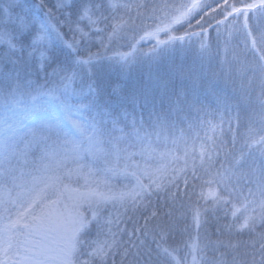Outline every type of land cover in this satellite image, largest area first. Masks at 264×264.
<instances>
[{
  "label": "snow or ice",
  "instance_id": "obj_1",
  "mask_svg": "<svg viewBox=\"0 0 264 264\" xmlns=\"http://www.w3.org/2000/svg\"><path fill=\"white\" fill-rule=\"evenodd\" d=\"M223 5L225 19L234 14L243 15L245 28L250 12L257 9L264 12V0H252L240 7L223 0ZM199 6V0H194L190 6H181L177 14L163 22L156 31L167 32L171 23H179ZM17 7L15 0H9L8 7L0 10V23H13L14 31L22 38L30 31V25L23 15L13 21L12 14ZM67 7H72V0ZM104 7L103 0H97L91 6L81 5L75 14L95 26L108 20L100 12ZM107 7L117 13L124 9L128 14L127 20L113 15L112 19L117 22L110 26L108 40L112 41L132 25L131 5L109 0ZM93 9L100 12L96 19H93ZM72 14L69 12V16ZM49 28L55 31L54 26L41 24L40 32L33 37L29 47L42 43ZM96 31L102 29L96 28ZM56 35L59 37L60 33L56 32ZM149 35L152 34L145 33L141 39ZM248 35L252 37L250 30ZM183 39V36L170 37L171 41ZM6 42L12 53L18 50L15 37ZM101 43L107 47L103 41ZM137 43L130 44L128 52H117L114 59L125 67L134 62ZM167 43L157 40L153 50L145 55L152 63L159 64ZM251 45L260 53L257 65L247 71L252 77L251 82L258 80L259 83L261 127L249 129L244 147L231 159H228L230 154L224 160L219 159L220 153L214 145L202 143L198 153L193 148L192 177L201 181L198 203L191 209L196 234L185 244L188 253L183 259L178 258L177 249L156 242L157 257H164L169 264H188V256L191 264H264V49H257L255 38L251 39ZM67 47L74 48V45L68 44ZM19 50L23 51V47ZM40 56L44 64L56 60L54 52L41 51ZM94 59L99 58L89 56L76 62L89 67L85 71L86 79L82 81L81 96L75 103L66 85L33 90L30 82L22 81L20 72L27 70L26 62L17 66V61L9 57L14 65L13 71L0 74V264H108L110 259L115 264L113 258L116 254L121 255V264L124 261L153 264V250L146 239L138 236V243L130 240L129 246H123L117 240L118 231L114 232L111 227L118 223V218H104L100 211L109 203L138 207L153 192L164 190L165 181L173 183L179 174H185L187 186V147L182 156L171 152L159 154L162 159L171 160L170 176L166 175L168 166L151 171L142 167L134 157L156 151L153 137L157 141L171 139L174 145L177 144L172 135L176 123L182 122L193 111H201L208 96L217 103H227L224 90L217 86V82L195 68L174 69L169 75L149 71L144 81L105 93L102 70L93 63ZM56 74L57 70L53 69V75ZM69 79L62 76L61 82ZM176 80L181 82L179 86L175 84ZM242 103L238 102L237 106ZM25 121L34 125L28 134L34 141L45 144L47 151L30 165L26 160L28 167L21 169L13 164L17 158L13 142L19 126ZM117 125H123L119 129L122 134L126 129L130 130L133 143L121 146L124 136H113ZM136 141H139L138 150ZM84 151L91 157L88 161L83 158ZM69 158L77 165L74 170L65 168V161ZM181 161L182 166L177 167ZM197 161L203 169V176L197 174ZM98 172L122 176L129 184L123 191L114 193L103 190L99 182L91 187L86 184L83 191L71 189L66 183L73 173L93 177ZM238 190L240 194L234 199L233 194ZM69 192H75L71 205L67 203ZM199 201L205 205L223 206L231 215L232 223L223 229L218 228L214 239L207 235L201 240L200 229L206 223L204 212L207 209L202 210ZM85 205L90 215L80 211ZM93 223L96 226L94 238L90 232ZM141 235L146 238L148 232L143 230ZM159 237L160 241L166 240L165 229H160ZM153 240L155 242V237Z\"/></svg>",
  "mask_w": 264,
  "mask_h": 264
},
{
  "label": "rangeland",
  "instance_id": "obj_2",
  "mask_svg": "<svg viewBox=\"0 0 264 264\" xmlns=\"http://www.w3.org/2000/svg\"><path fill=\"white\" fill-rule=\"evenodd\" d=\"M38 1L44 3V0ZM54 1L59 7H61V5H67L69 2V0ZM129 1H132L136 6V11L131 16L133 23L117 38L110 41L109 45L105 44L108 29L110 34V26L117 22L114 21L112 17L113 15H118L127 20L128 15L124 9H120L117 13L115 10L107 7L109 0H103L105 7L100 9V12H102L105 17H108V20L101 21L99 24L93 26L88 19H80V17L76 14L73 17L68 18L69 22H71H68L69 30L71 29L72 33L75 34L78 43L80 40L82 41L80 42L82 44V52L103 60L108 56L115 55L117 52L129 50L128 46L134 41L156 40L158 35L161 39L160 36L162 34L165 36L166 40L170 39L173 34H176L177 37L183 36L184 39L182 41H171L168 44V47H166L162 57L160 58L159 64L152 63L145 55L153 50V48L148 46V43L146 42V45L144 46H142L143 44L140 42V49H138L137 46L138 51L136 53V57L137 59L147 58L145 68L146 73L152 71L160 75H169L174 69L180 70L195 68L199 72L207 73V77L209 79L215 80L217 82V86L224 90V95L227 98V118L232 131L231 136L228 139H225L227 131L222 128V138L220 140H216L215 148L219 151V159L221 160H224L227 154H230L228 155V159H231L232 156L238 155L248 139L249 129H259L261 127L259 121V113L261 111V91L258 80L251 82L252 77L248 74L247 70L248 68L257 65L260 54L258 51L253 50L251 39H256L257 49H264V12H261L259 9L255 12H251L248 16V27L245 28L243 15L236 16L234 14L233 16H229L225 19L226 12L223 0H199L201 6L194 8L190 14L194 15V17H198L202 12H204V10H206V8L212 6L213 9L216 10L214 15L209 19H203L200 17V20H195V24L191 26L185 25L186 16L179 23H171L169 25V29H172L168 33V31L157 32L156 30L163 22L171 20V18L177 14V9L181 8V6H190L194 0ZM96 2L97 0H83L81 5L91 6ZM120 2L126 4L128 0H120ZM251 2L252 0H229V4L234 3L238 7ZM81 5L78 8H80ZM228 10L230 11V9ZM93 11L95 12V9H93ZM100 12H95L93 19H96L100 15ZM210 20H215L218 24H214V28L210 33H208L206 27H208ZM41 24L46 25L44 22L39 21L38 24L35 25L37 31L36 34L40 32ZM96 28H100L102 31L98 32L96 31ZM249 30L252 33V37L248 35ZM82 33L84 35H82ZM145 33H151L152 35L141 39V37L145 36ZM49 36L50 34L48 31L44 34V40L42 43L35 45L41 69L50 63L44 64L40 56V52L43 51L41 47L44 46ZM6 41L7 39L0 38V47L5 46L9 48ZM102 41L105 45H107V47L102 46ZM17 49V55H20L22 51L19 50L20 48ZM164 61L170 63V68L167 70H162L161 68ZM133 63L134 62L126 66V69H122L123 75H127L128 72L131 71L130 68L133 67ZM142 63L143 61H140L138 68L142 67ZM123 77L124 76H122V81ZM135 82H138L137 79L133 81V83ZM180 83L181 82L179 80L175 81L177 86H179ZM122 87L126 88L124 85H122ZM240 101L243 103L240 107H238L237 105ZM238 116L239 120H237ZM19 127L20 130L16 134V138L13 142L14 149L17 153V158L13 160V164H15L18 168L24 169L27 168L31 162L38 161L44 152L47 151V148L45 144L34 141L31 135L28 134L29 130L33 128L34 125L25 121ZM172 135L176 138L174 130H172ZM182 144V149L184 150L185 147H187L189 151V168L186 173L188 180L187 186H185L184 183L185 174H179V179L177 180L176 185L172 188L168 187V189L163 192L161 204L164 211L160 218H156L153 223L148 224L154 229L150 227L146 228L148 236L149 231L151 230H155L159 234L161 228L165 229L167 232L166 238L170 242L168 247L177 249V256L180 255L179 249L182 247L185 249V244L189 241L190 237L194 236L191 209L198 203L197 193L199 192L201 186V181L194 180L192 177L191 165L193 148H195L198 153L201 144H197L194 147H191L190 142H182ZM85 149H87V142H85ZM82 155L85 161H88L91 158L87 151H84ZM256 155L258 157L259 154L257 153ZM26 160L28 165L25 164ZM206 166L207 165H205V167ZM76 167V163H74L71 158L65 161L66 169L74 170ZM196 171L198 175H204L199 161L196 162ZM72 176L83 179L91 186H93L96 182H99L101 187L108 190L113 188L111 178L104 172H98L93 177L76 175L75 173H73ZM241 187L243 188V186ZM69 188L76 189L73 186H69ZM243 191L244 194L247 195V189L244 188ZM239 194L238 190L233 194V198L235 199L239 196ZM3 195L6 197L7 193L5 192ZM74 196L75 192L67 193V203L71 205L74 202L72 199ZM199 206L203 210L205 206L204 202L199 201ZM86 207V205L81 207L80 211L84 212L86 215H90V212L86 211ZM150 215L151 218L155 217L152 213H150ZM186 216L189 217V224L180 225L179 219L185 218ZM142 217V215H139L137 220ZM181 226L186 227L185 230L181 229ZM203 231L204 227L201 228V232ZM203 234L205 235V233ZM154 257H157L156 250L153 251V264H169V262L162 256L157 257L156 259H154ZM188 264H191V258L188 259Z\"/></svg>",
  "mask_w": 264,
  "mask_h": 264
},
{
  "label": "trees",
  "instance_id": "obj_3",
  "mask_svg": "<svg viewBox=\"0 0 264 264\" xmlns=\"http://www.w3.org/2000/svg\"><path fill=\"white\" fill-rule=\"evenodd\" d=\"M82 1L83 0H72V7L69 8L67 7L68 4L64 7H59L54 0H44V3H41L38 0H15L19 7L13 11L12 19L15 22L18 15L25 16L29 22L30 31L21 38L19 33L14 31L15 25L13 23H0V38H5L8 41L15 37L17 48H21V46L23 47V51L20 55H17V52L12 53L10 49L5 46L0 47V57H2V59H0V74H7L13 71L14 65L9 61V57L11 60L17 61V66L23 65L26 62L28 65L27 70L20 72V78L22 81L25 83L30 82L31 88L33 90H47L53 87L63 88L66 85L69 94L72 96V102L75 103L77 98L81 96V88L83 86L82 81L86 79L85 71L89 67L81 66L76 62L80 59H87L90 55L82 52V44L80 43L82 41L80 40L78 43L75 34L72 33L71 29L69 30V23L71 22H69L68 18L75 15L76 9L81 5ZM8 2L9 0H0V10L8 7ZM126 4L131 5L130 14L132 16L136 11V6L132 1L129 0ZM215 11L216 10H213V7L210 6L206 8V10H204V12H202L198 17H194V15L191 14L187 15V18L185 19V25L191 26L195 24V20H200V17L203 19H209L214 15ZM69 12H72L73 14L69 16ZM250 14L251 12L248 14V16ZM39 21L44 22L46 26L51 25L55 27V31H52V29L49 28L50 36L41 49L45 52H54L56 54V60L50 62L42 69L39 66L40 62L38 58V52L35 50V47H29V45L32 43L33 37L37 33L35 25H37ZM214 24L217 25L218 23H216L215 20H210L208 27H206L208 33H210L214 28ZM171 29L168 30V33ZM56 32L60 33L59 37L56 35ZM108 36L109 29L105 40V44L109 45L110 41L108 40ZM172 36L177 37L176 34H173ZM160 37L164 41L165 36L162 34ZM161 39L158 35L156 40H139L137 43L138 49H140L141 46L140 42L143 44L142 46L146 45V42L148 43V46L154 48V46H156L157 40L162 41ZM164 42H168L166 46L168 47V44L171 42V40L165 39ZM68 44H73L74 48L67 47ZM161 47H163V45H161ZM128 51L129 50L122 52ZM28 53H31V56ZM114 57L115 55H111L103 60L100 58L98 60H93V63L102 70V80L105 93L110 92L113 88L122 87V85L127 87L132 84L135 79H137L138 82L145 80L147 75L145 72L147 58L136 59L132 65L133 67L130 68L131 71H129L127 75H123L122 69L126 68L125 66H122L120 62H117ZM140 61H143V65L141 68H138ZM161 68L162 70L169 69L170 63L164 61ZM53 69L57 70L56 75H53ZM62 76H67L70 79L62 83ZM122 76H124L123 81ZM84 91L86 92L87 89H84ZM227 117V104L217 103L213 97L208 96L204 100V107L201 111H194L189 116L183 118L182 122L176 123L173 130L176 134L177 144L174 145L171 142V139L167 141L164 139L157 141L155 137H153V146L155 147L156 151L154 153L146 154L143 157L137 155L134 157V160L141 163L142 167H146L151 171L168 166L169 171L166 175L170 176L171 160L162 159L159 154L171 152L174 155H183L182 142H190L191 147L202 143H206L209 146H215L216 140H220L222 138V128L227 131L225 139H228L231 136L232 131L230 129ZM85 118H87V116ZM121 127H123V125H117L113 132V136L120 137L123 135L124 139L121 141V146L124 147L127 144L133 143V140L131 138L130 130L126 129L125 133L122 134L119 131ZM136 144V150H138L139 141H136ZM131 150L132 149H130V151ZM176 166H182V161ZM107 175L111 178L113 184V188L109 190L114 193L123 191L125 186L129 184V181L125 180L122 176L112 175L110 173ZM178 179L179 176H177L173 183H167V181H165L166 187L164 190L153 192V194L150 197H147L144 203L138 207L133 208L131 205H122L120 203H109L102 207L100 211V215L102 217H111L113 220H117L118 218V223L111 225V227L114 232L118 231L117 240L120 241L123 246H129L130 240L132 242L138 243V236L141 239H146V243L152 248L153 251L156 250V242H160L165 246L167 244V247L169 246L170 242L167 240V238L164 241H160L159 234L155 230L149 231V236L146 238L141 235V231L146 230V228L149 227L153 228L148 224L153 223L154 219L156 218L159 219L164 211V208L161 204L163 192L167 190L168 187H174ZM145 182H147V180H145ZM66 183L68 186H73L80 191L84 190L86 184L91 187V185H89L86 181L75 176H72L71 180L66 181ZM101 188L105 191H109L104 187ZM205 208L207 209L204 213L206 223H204L202 226L204 227V231L201 232L200 229L201 240H204L205 236L207 235H211L214 239L218 228L223 229L225 225L232 223L231 215L229 210L224 207H215L209 204L205 205L204 209ZM153 212H155L156 215L155 217L151 218L150 213ZM139 215H142L143 217L137 220ZM188 218V216L185 218H180V225L189 224ZM180 228L185 230L186 227L181 226ZM90 232L91 237L94 238L96 235V226L94 223L90 227ZM203 233H205V235ZM195 234L196 233L194 229L193 235L195 236ZM153 237H155V242ZM246 238L247 237H245V239ZM179 253L181 256L179 255L178 258L183 259L185 256H187V248L185 247L184 249V247H182L179 249ZM156 258L157 257H154V259ZM189 258L191 257L188 256V259ZM113 259L115 260V264H121V255L116 254ZM257 260H259L258 256ZM108 264H112L111 259L109 260ZM124 264H128V262L124 261Z\"/></svg>",
  "mask_w": 264,
  "mask_h": 264
}]
</instances>
